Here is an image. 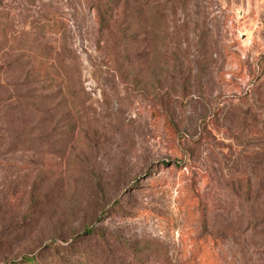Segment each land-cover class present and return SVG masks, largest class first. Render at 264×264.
<instances>
[{"label":"rangeland","instance_id":"374dc122","mask_svg":"<svg viewBox=\"0 0 264 264\" xmlns=\"http://www.w3.org/2000/svg\"><path fill=\"white\" fill-rule=\"evenodd\" d=\"M26 255L264 264V0H0V264Z\"/></svg>","mask_w":264,"mask_h":264},{"label":"trees","instance_id":"16d2710c","mask_svg":"<svg viewBox=\"0 0 264 264\" xmlns=\"http://www.w3.org/2000/svg\"><path fill=\"white\" fill-rule=\"evenodd\" d=\"M87 229L91 230V228H89V227H87ZM62 242L64 243V245H63L64 249H67V247H70L71 244L73 243V242H65L64 240ZM54 245H55V247H54ZM52 246H53L52 248H56V249L58 248V245L55 244V243L52 244ZM74 250H75V248H74ZM76 252H78V251H76ZM81 254L83 255L82 252H81ZM85 258H87V257H85ZM42 261H45L46 263H43ZM9 264H59V263L58 262H55V263L48 262L47 259L46 260H41L37 255H30V256L26 255L20 261H15L14 260V261H11Z\"/></svg>","mask_w":264,"mask_h":264}]
</instances>
